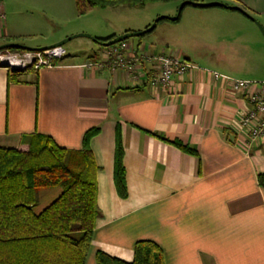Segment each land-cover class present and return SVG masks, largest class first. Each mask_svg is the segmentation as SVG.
<instances>
[{
	"label": "crops",
	"instance_id": "0c3cea01",
	"mask_svg": "<svg viewBox=\"0 0 264 264\" xmlns=\"http://www.w3.org/2000/svg\"><path fill=\"white\" fill-rule=\"evenodd\" d=\"M209 1L238 6L248 15L186 6L176 22L160 21L129 41L137 54L171 53L198 66L166 90L135 84L120 69L83 67L104 58V47L81 40L85 37L64 45L61 67L37 73L0 68L1 148H20L42 134L61 148L80 151L85 134L96 130L89 147L99 215L85 264H97L98 252L132 262L142 240L162 249L164 264H264V186L259 182L264 139L249 145L241 130L251 108L249 93L264 91L257 85L234 93L212 74L234 78L227 72L249 70L252 77L235 79L264 82V39L253 20L264 26V0ZM179 4L166 14L175 16ZM145 5L120 4L80 15L75 0H0V46L44 48L78 34L112 40L141 32L154 17L129 14ZM252 43L258 48L253 50ZM119 138L125 197L115 183ZM62 193L61 187L40 190L35 212Z\"/></svg>",
	"mask_w": 264,
	"mask_h": 264
},
{
	"label": "trees",
	"instance_id": "16d2710c",
	"mask_svg": "<svg viewBox=\"0 0 264 264\" xmlns=\"http://www.w3.org/2000/svg\"><path fill=\"white\" fill-rule=\"evenodd\" d=\"M75 1L79 14L84 15L92 9L120 4L139 6L149 2L188 0ZM164 20L167 19L161 21ZM96 39L103 42L111 40ZM95 132L89 130L85 134L80 151L61 148L51 137L42 134L32 135L20 148L0 147V264H85L99 215L96 166L89 147ZM174 144L194 153L180 142ZM123 156L124 148L119 138L115 183L119 194L125 197ZM259 182L264 186V175L259 176ZM54 187H61L63 193L43 211L36 213L34 207L39 191ZM96 258L97 264H164L162 249L148 240L136 243L132 262L103 252H98Z\"/></svg>",
	"mask_w": 264,
	"mask_h": 264
},
{
	"label": "built area",
	"instance_id": "2783aa9c",
	"mask_svg": "<svg viewBox=\"0 0 264 264\" xmlns=\"http://www.w3.org/2000/svg\"><path fill=\"white\" fill-rule=\"evenodd\" d=\"M102 60H91L82 65L86 68L102 70L104 68L123 70L135 84L146 82L153 89H169L175 79L183 78L190 70L199 69L194 63L183 57L171 54H145L133 52L129 40L104 47ZM67 57L64 46L50 47L36 51L0 50V68L7 65L6 70L13 73L40 72L62 66ZM207 71V70H206ZM212 72V71H211ZM216 80L229 83L232 92L247 93L257 85L264 91V82L257 83L248 80L235 79L218 72H212ZM250 110L241 121V130L246 132L247 143L264 139V95L249 93Z\"/></svg>",
	"mask_w": 264,
	"mask_h": 264
},
{
	"label": "water",
	"instance_id": "95a60500",
	"mask_svg": "<svg viewBox=\"0 0 264 264\" xmlns=\"http://www.w3.org/2000/svg\"><path fill=\"white\" fill-rule=\"evenodd\" d=\"M187 5L198 6V7H203V8H206V7H222V8L229 9V10H239V11H241L243 13H246L242 8H240L238 6L227 5V4H225L223 2H219V1H213V2H198L197 3V2H193V1H189L188 0V1L182 2L180 4V6L178 8V11H177V14L175 16H172V17H167V16L160 17L149 28H147L144 31L126 33V34H123L121 36H118V37H116V38H114V39H112V40H110L108 42L97 41L96 38L92 37L89 34H78V35L72 36L70 38H67V39H65V40H63V41L55 44L54 46H50V47L64 46L69 41H71L73 39H76V38H80V37H85V38L91 39L92 41L98 43L102 47H109V46L118 44V43H120L122 41L129 40L131 38L142 37L143 35H145V34L151 32V31H153L154 28L156 27L157 23L159 21L163 20V19H167V20H170V21H176V20H178L179 17H180V15H181V12H182L183 8L185 6H187ZM253 20L257 23V25L260 27L261 31L264 34L263 26L260 23H258L255 19H253ZM50 47L31 48V47H28V46H25V45H22V44H18V43H8V44H4V45L0 46V50L18 49V50L36 51V50H45V49L50 48ZM1 67L6 68L7 65H3ZM13 73H20V70L14 69L13 70Z\"/></svg>",
	"mask_w": 264,
	"mask_h": 264
},
{
	"label": "rangeland",
	"instance_id": "374dc122",
	"mask_svg": "<svg viewBox=\"0 0 264 264\" xmlns=\"http://www.w3.org/2000/svg\"><path fill=\"white\" fill-rule=\"evenodd\" d=\"M209 2H213V1H209ZM182 2H180V4H181ZM180 4L178 5V7H177V10H178V8H179V6H180ZM176 5H177V2H171V3H156V2H149V3H147L145 6H144V8H138V9H133L132 11H130V14H129V16L130 17H141V16H145L146 18H149V17H154V20H153V22H155L158 18H160V17H163V16H167V17H169V14H166V13H170V11H173L174 10V8L176 7ZM171 17V16H170ZM153 22H152V24H153ZM258 23H260L261 25H262V23L261 22H258ZM151 24V25H152ZM256 25H257V23H256ZM258 26V25H257ZM263 26V25H262ZM258 28H259V34H260V36H261V38H263L264 39V34H263V32L261 31V29H260V27L258 26ZM263 29H264V26H263ZM87 34V33H86ZM89 35H91V34H89ZM92 37H94L93 35H91ZM148 36V35H147ZM131 39H133V38H131ZM131 39H129V41L131 40ZM80 40V39H79ZM81 40H83L84 42H88V40L89 39H86V38H84V39H81ZM74 44H76V43H78V41L77 40H74L73 39V41H72ZM93 46H95V47H98L97 45H93ZM65 47H68V46H66L65 45ZM251 47H255V45L252 43V46ZM252 48V49H253ZM256 48H258L257 46L253 49V50H255ZM253 50L252 51H250V54H247L246 55V58H250V57H252V55L253 54H251V52H253ZM225 55H226V59H228V58H230V56H229V53L227 52V50H226V53H225ZM259 58V57H258ZM238 69V68H237ZM236 73H234V72H227L229 75H231V76H233L234 78H247V77H252V75H251V72H249V70H236L235 71ZM254 75V74H253Z\"/></svg>",
	"mask_w": 264,
	"mask_h": 264
}]
</instances>
